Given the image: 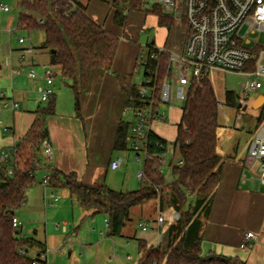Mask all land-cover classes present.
I'll list each match as a JSON object with an SVG mask.
<instances>
[{"label":"crops","instance_id":"crops-1","mask_svg":"<svg viewBox=\"0 0 264 264\" xmlns=\"http://www.w3.org/2000/svg\"><path fill=\"white\" fill-rule=\"evenodd\" d=\"M76 1L85 4L89 16L119 36L120 42L112 69L94 72L89 89L80 96L79 111L75 106L77 114L74 117L56 112L49 114L46 119L47 131L54 147L53 166L60 175L74 172L85 184L107 185L104 172L106 168L113 170L110 162L117 157L113 142L117 126L124 119L123 110L127 98L118 75H133V80L138 83L135 76L143 66L138 62L141 53L140 32L146 26L149 15L153 16L152 23L159 24V19L151 12L132 10L127 15L126 24L121 26L114 21L117 9L115 0ZM21 2L22 0H18L16 12L12 10L15 5L11 6L0 0V152L7 148L11 154L16 144L29 134L39 117L37 111L43 102L39 100L38 94L39 89L46 84V71L54 75L53 94L58 103L61 96L55 85L60 70L51 65V54L47 49L35 46L30 35L26 38L20 33L23 30L18 25ZM1 4L9 6V10H3ZM151 5L148 1L146 7L150 8ZM177 18L185 23L181 16ZM176 28L175 25L171 29L167 28L165 34L163 31L160 39L154 40L148 47L152 45L157 49H165L168 54L183 53L189 28L187 25L184 35L175 36L178 31ZM19 38L31 40L33 51H25L27 42L20 43ZM44 40L43 35L42 41ZM33 65L42 68H38L40 73L36 79L28 76V68ZM14 102L20 104L18 110L14 109ZM168 119L167 111L165 121ZM159 123L154 125L156 133L168 140L165 136L167 122ZM5 127L9 131L5 132ZM219 135L220 129L218 152L224 158V163L211 213L201 230L202 254H220L236 257L246 264H264V183L259 177L260 160L247 165L248 144L243 149L236 150L233 136H230L227 144L222 147ZM175 136L176 134L171 139L172 142ZM40 153L42 154V148ZM171 159L174 161V158ZM0 162L3 163L1 153ZM33 186L34 184L31 185ZM28 190L23 206L28 205L32 219L26 221L18 213L16 215L23 223L21 236L36 242L30 250L27 247L25 252L36 259L37 264H138L141 253L137 239L146 238L149 245L160 242L159 234H163L171 223L179 219L178 212L172 207H166L163 210L166 222L159 225L157 221L154 227L146 224V231H151L140 235L137 231L141 227L140 222L145 223L140 221L143 213L146 212L148 217L154 211L159 212L160 206L150 204L138 207V223L135 220L131 222L124 229L123 237L112 236L108 234L106 216L86 210L67 188H57L50 183L43 185V194L39 198L33 197L31 202ZM249 231H253L256 238L248 240L246 246L242 247ZM157 235L158 241L155 240ZM132 248L137 250L136 255L130 252Z\"/></svg>","mask_w":264,"mask_h":264},{"label":"trees","instance_id":"trees-1","mask_svg":"<svg viewBox=\"0 0 264 264\" xmlns=\"http://www.w3.org/2000/svg\"><path fill=\"white\" fill-rule=\"evenodd\" d=\"M147 3L148 0H115L114 21L124 26L128 13L144 10L155 14L160 25L169 29L175 25L176 19L167 15L162 7L147 8ZM20 8L19 27L44 33L41 47L51 54V65L71 82L79 111L80 96L89 89L94 72L112 69L120 37L95 22L87 13L86 5L76 0H22ZM157 51L150 45L148 56L141 64L145 76L157 73L159 86L164 81L169 55L163 52L158 61L151 56ZM118 78L127 97L125 105L137 102L139 85L133 75H118ZM237 100L234 92L226 91L225 103L237 106ZM55 108L56 100L51 94L48 103L38 109L39 117L29 134L15 146L10 159L16 166L12 175L7 173V163L0 162L5 171L4 176L0 173V264H32L36 260L26 253L20 254V249L32 247L36 242L22 237L21 229L16 230L12 220L25 204L27 190L35 183L37 170L42 168L36 161L41 160L42 143L50 140L46 119ZM181 110L176 136L171 143L180 156L178 162L169 164L173 180L167 181L161 170L165 161L162 155L170 141L151 131L147 140L149 156L143 169L145 179L138 190L117 191L106 185L91 186L74 172L60 175L56 169L52 170L50 184L67 188L80 205L93 214H104L109 220L108 234L112 236H124V229L134 221L133 212L138 207L159 204L161 211L172 207L178 212L179 219L163 232L162 242L149 245L146 238L137 239L141 253L138 264H246L236 257L204 255L200 247L201 230L211 213L224 163L218 152L219 100L210 78L194 82ZM130 130V123L122 119L117 126L114 150H129ZM148 217L152 218V214ZM145 224L148 225L146 221Z\"/></svg>","mask_w":264,"mask_h":264},{"label":"built area","instance_id":"built-area-1","mask_svg":"<svg viewBox=\"0 0 264 264\" xmlns=\"http://www.w3.org/2000/svg\"><path fill=\"white\" fill-rule=\"evenodd\" d=\"M152 5L162 6L167 14L181 16L186 20L189 34L187 36L184 52L181 54L169 53L167 70L164 81L158 86L157 73L143 76L139 84V98L137 102L124 106V120L130 123V136L128 138L129 151L132 152L135 161L141 165L136 177L143 181L145 179L144 165L149 156L148 135L155 131V124L165 122L167 111L165 105L172 101L185 102L188 98L190 87L208 78L213 69L242 71L249 77V81L242 85L237 105L240 103L244 113L252 114L255 110L250 105L255 100L250 97L251 93L261 87L260 79L264 78V0H148ZM5 11L9 6L2 5ZM20 43L27 42L25 51L32 52L34 47L31 40L19 38ZM153 52L152 57L159 61L165 49ZM1 51V42H0ZM40 71L36 66L28 68V76L36 79ZM175 81V91L172 95V85L167 79ZM45 86L39 89V100L48 101L54 93V75L45 72ZM3 94H1L2 96ZM224 102H219L222 106ZM264 104V103H263ZM262 104V105H263ZM261 105V106H262ZM20 104L14 102V109L18 110ZM245 107V108H243ZM5 132L9 131L5 127ZM156 132V131H155ZM41 160L37 165L44 166L45 175L42 184L48 185L51 181L54 157V147L50 140L42 143ZM3 162L7 163V173L12 175L15 165L11 163L12 154L7 148L1 150ZM175 153L172 144L162 156L164 159ZM173 158V157H172ZM260 160V181L264 183V126H262L248 148L246 158L247 165H253ZM172 161V159H171ZM125 162L124 156L114 158L110 167L117 170ZM158 224L166 222L163 211L158 212ZM107 224L109 220L105 219ZM12 224L14 228L21 229L22 222L16 215ZM143 230L148 226L140 222ZM159 234V240L162 239ZM256 238L253 231L246 235V241L241 245L245 247L248 240ZM20 254L26 253L25 249L19 250ZM32 264H37L34 260Z\"/></svg>","mask_w":264,"mask_h":264},{"label":"rangeland","instance_id":"rangeland-1","mask_svg":"<svg viewBox=\"0 0 264 264\" xmlns=\"http://www.w3.org/2000/svg\"><path fill=\"white\" fill-rule=\"evenodd\" d=\"M1 1L6 4L10 3L11 6L15 5L14 7H12V10L16 12L18 11L16 8L17 7L16 4L18 0H1ZM181 1L184 2V0ZM152 17H153L152 15H149L147 17L148 21L146 23V26L140 32L141 53L138 62H142V60H145L147 58L149 51L148 45L151 44L154 40H159L160 37L162 36L161 34L163 33V31L165 34V30L167 31L168 28L166 25H160L156 23L155 20H154L155 23H152L151 20ZM176 20L177 21L175 27H177L176 29L178 31L176 33L177 35L175 36H181L182 34L184 35L185 29L187 28L186 23L180 22L178 18H176ZM20 33L23 37L26 38L30 35L32 39L35 41L34 45L42 48L41 47L43 42L42 38L44 35L42 31H27L24 29L21 30ZM38 68L40 70L42 69L39 66ZM143 76H144V67L141 66L140 71L135 76V80L138 82V84L140 82L142 83ZM208 78L211 79L214 85L215 94H217L219 102H224L222 106H219L220 110H219V119H218V122L220 124L219 136L222 139V147H224L223 146L224 144H227L228 141L227 138H229L230 136H233L232 139L233 142L235 143L236 150L238 148L243 149V147L246 146L247 144H248L247 147L250 146L251 144L250 138L252 142L255 139L258 130L262 126H264V104L262 106H259L257 109H255L254 113L248 114V113H244L242 109L237 108V106H231L225 103L226 91H232L237 96H239L242 85L249 81L248 75L242 71L240 72L233 70L223 71L220 69H213L210 71ZM167 80L172 85V95H173L175 91V81L172 78H169ZM260 82H261V87L258 90L254 91L253 93H251L250 97L256 99L260 94L262 93L264 94V78H261ZM55 85H56V90L57 88H59L58 90H60V95H61L59 98V103L58 100L56 99L57 100L56 102L57 104L55 108L56 114L59 113L65 115L66 117H74V115L77 113L75 109L74 92L73 89L71 88V84H69V81L64 79L60 74L56 78ZM38 98H39V94H38ZM47 103L48 101H43L41 107H43V105H46ZM183 104L184 102L182 100L180 101L177 100V101L169 102L165 105L166 110L168 111L169 119L162 123L167 122L169 126V127L167 126L168 129L166 130L165 136L170 141V144L172 143L171 139L174 137L177 131L176 122H178L181 118L182 111L180 110V108L183 106ZM22 107L23 106H21V108ZM159 124L160 123H158V125ZM116 155L117 157L121 155L124 156L125 162L123 163L121 169L117 171H113L110 168H106L104 172V174L106 175V184L110 188L115 189L117 191L138 190V187L140 186L142 181L139 180L136 177V175H137V171L141 169V165L135 161L132 152L129 150L117 151ZM172 157L174 158V162H178L180 156H178V153L176 151L172 155ZM170 160H171V156L167 155L161 169L167 181H171L174 179L173 173L171 172V168L169 166ZM43 167L44 166H42L40 170L39 169L37 170L34 186L28 190V199L30 198L29 202H31V199L33 197L39 198V196L43 194L42 180L44 178L43 176L45 175V170ZM190 201H192V198H190ZM25 206H23L20 210H18L17 213L18 215L21 216L23 220L29 221L32 219L31 213L27 208L28 205L26 206V208ZM157 215L158 212L154 211L152 213V218H151V217H147V213L144 212L141 219H144L150 226L154 227L155 224H157V220H158ZM133 219L138 223L139 220L137 219V210L133 212ZM150 231H151L150 229L146 231L140 227L137 232L138 234L141 233L140 235H142V234H147ZM155 240L158 241V235L157 237H155ZM31 248L32 247H30L29 250ZM130 252L133 253V255H136V253H138L135 248L134 249L132 248ZM40 264H44V263L41 262Z\"/></svg>","mask_w":264,"mask_h":264},{"label":"water","instance_id":"water-1","mask_svg":"<svg viewBox=\"0 0 264 264\" xmlns=\"http://www.w3.org/2000/svg\"><path fill=\"white\" fill-rule=\"evenodd\" d=\"M264 103V94H260L253 102L252 104L250 105L251 109L255 110L257 109L259 106H261L262 104ZM241 107V104L239 103L237 105V108H240ZM245 108V107H243ZM0 173L2 176L5 175V171L4 169L0 166Z\"/></svg>","mask_w":264,"mask_h":264}]
</instances>
